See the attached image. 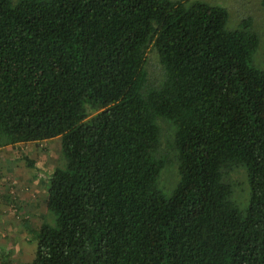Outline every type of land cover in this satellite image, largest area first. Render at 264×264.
Masks as SVG:
<instances>
[{
    "label": "trees",
    "instance_id": "trees-1",
    "mask_svg": "<svg viewBox=\"0 0 264 264\" xmlns=\"http://www.w3.org/2000/svg\"><path fill=\"white\" fill-rule=\"evenodd\" d=\"M230 17L205 0H0V148L62 137L31 264H264L261 34Z\"/></svg>",
    "mask_w": 264,
    "mask_h": 264
},
{
    "label": "rangeland",
    "instance_id": "rangeland-1",
    "mask_svg": "<svg viewBox=\"0 0 264 264\" xmlns=\"http://www.w3.org/2000/svg\"><path fill=\"white\" fill-rule=\"evenodd\" d=\"M205 1L224 5L229 8L231 17H230V23L228 24V26L230 28L238 27L240 21H242L244 18L251 17L254 20V27L261 34L260 35L261 43L254 56L253 64L257 68H263L264 8L261 4V0H205ZM155 70H157V67L153 64L152 71L155 72ZM166 126L169 128V125L166 124ZM167 133L169 134V131ZM61 141H62V137L58 136V137H55L45 142H39V143L34 142V143H29V144H21V145H18L19 147H16L14 145V146H8L5 148H0V158H5V157L8 158V157H14V156L17 157L21 153H23L29 156L30 158L32 157L33 159L37 160L39 165L37 164L35 166L36 168L26 166V171L30 172L32 175L37 177L42 182L41 183L42 185L44 183L46 185L42 187L41 192L38 193L34 191V194L31 197V205L35 203L37 204V206H33V208L38 213L33 218L34 221L32 220L29 223H27V225L30 228L34 227V230L29 231L28 233L29 236L26 237V240L22 239L18 241L20 248L24 250L23 255L22 256L19 255V251L17 250L18 248V245H17L15 250H12V255L13 256L17 255L16 262L14 261L15 257H12V259H14L13 261L7 258V259H3L0 262V264H31V261L35 256V252L38 247V239L36 237L37 232L35 231V229L41 226L40 223L45 221L46 197L48 195V190L50 187L49 176H51L53 172V168L58 162V158L60 156ZM11 167H14L15 173H17L18 171L19 172L21 171L19 169V166L16 165V163L15 165H12ZM11 179H14L16 181L17 178L14 177ZM172 179H173V174L172 175L169 174L167 177L165 176V178L163 179V182L168 184L171 182ZM224 180L232 186V189H233L232 200L240 208L242 209L247 208L249 201H250V193H251V186L249 182V175H248L247 168L244 165H234L231 169L225 170ZM165 186L167 187V185ZM164 189L167 192L168 189L166 188ZM49 223H53V222H49ZM5 238L7 240L6 242L7 244L10 240V234L6 235Z\"/></svg>",
    "mask_w": 264,
    "mask_h": 264
},
{
    "label": "crops",
    "instance_id": "crops-1",
    "mask_svg": "<svg viewBox=\"0 0 264 264\" xmlns=\"http://www.w3.org/2000/svg\"><path fill=\"white\" fill-rule=\"evenodd\" d=\"M23 162L25 161L22 160V158H20L19 156L0 158V187L2 191V197H0V262L3 259L7 258L13 261L14 259H12V257H15L14 261L16 262L17 255L13 256L12 250H15L17 245L19 255H23L24 250L20 248L18 241L22 239L26 240V237L29 236L28 233L30 231V227L27 225V223L32 220L34 221L33 218L38 213L33 208V206H37V204L35 203L31 205V197L34 194V191L38 193L41 192L42 187L45 185V183L42 185V182L37 177L26 171L27 165L26 162ZM15 163L17 166H19V169L21 170L20 172L18 171L17 173H15V166L11 167L12 165H15ZM6 176H10L8 179L14 177L17 178V187L19 188V208H14L13 206H11V204H9V196H7V194L4 196L6 191L2 186V183L5 180ZM9 234L10 240L6 244L7 240L5 237Z\"/></svg>",
    "mask_w": 264,
    "mask_h": 264
},
{
    "label": "built area",
    "instance_id": "built-area-1",
    "mask_svg": "<svg viewBox=\"0 0 264 264\" xmlns=\"http://www.w3.org/2000/svg\"><path fill=\"white\" fill-rule=\"evenodd\" d=\"M13 192V190H11Z\"/></svg>",
    "mask_w": 264,
    "mask_h": 264
}]
</instances>
